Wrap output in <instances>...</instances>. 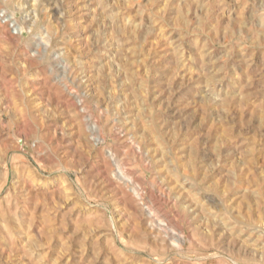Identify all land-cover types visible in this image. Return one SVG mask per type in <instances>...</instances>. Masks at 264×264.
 Here are the masks:
<instances>
[{
  "label": "rangeland",
  "instance_id": "374dc122",
  "mask_svg": "<svg viewBox=\"0 0 264 264\" xmlns=\"http://www.w3.org/2000/svg\"><path fill=\"white\" fill-rule=\"evenodd\" d=\"M0 264H264V0H0Z\"/></svg>",
  "mask_w": 264,
  "mask_h": 264
},
{
  "label": "bare ground",
  "instance_id": "6f19581e",
  "mask_svg": "<svg viewBox=\"0 0 264 264\" xmlns=\"http://www.w3.org/2000/svg\"><path fill=\"white\" fill-rule=\"evenodd\" d=\"M23 8V7H22ZM28 13V12H27Z\"/></svg>",
  "mask_w": 264,
  "mask_h": 264
}]
</instances>
